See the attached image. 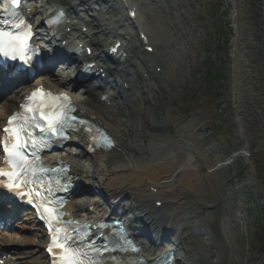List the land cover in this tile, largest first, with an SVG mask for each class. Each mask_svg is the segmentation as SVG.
<instances>
[{
    "label": "bare ground",
    "instance_id": "1",
    "mask_svg": "<svg viewBox=\"0 0 264 264\" xmlns=\"http://www.w3.org/2000/svg\"><path fill=\"white\" fill-rule=\"evenodd\" d=\"M72 1L45 0L43 15L48 9L59 8L62 12H65L68 19L70 17L72 21H78V23L62 24L59 27L56 36L60 37V39L57 43L50 46V51L55 54L53 56H60L54 50L55 46L58 51L68 50L70 49L68 45L72 43L71 35L76 36L77 39L79 38L76 44L81 45L82 49L89 48L88 44H90L94 53L91 56L81 54L75 57L74 61L86 62L87 64L93 63L96 68L93 71L99 73V77L97 80L93 79L92 82L80 84L69 76L62 78L51 72L43 79L42 85L46 89H55L58 86L70 88L80 86L83 96L79 98V101L75 97L76 94L70 95L74 99L73 104L77 108L76 116L87 119L104 128L114 143V147L109 151L94 149L91 152V143L86 138H80L77 141L79 146L75 147L76 144L73 145L76 150L80 149L79 151L72 152L70 150L65 154L64 158H59L70 166L71 175L75 180L86 186H98L102 190L99 195L105 202V206L102 208L99 202L96 201L91 204L85 197L72 201L68 208L72 217L77 220L85 217L87 222L101 220L110 216L125 224H129V222H134L135 224V222L140 221L143 227L149 230L156 239H160L161 234H166L167 239L170 236L174 238L173 240H168V244L163 241L166 245L163 244L164 246L161 250L151 254L145 251L146 239L137 238L135 241L137 246L140 247L139 254L146 261L157 257L161 252L173 251L176 260L174 264L238 263V260H234L232 257L235 250L229 246L227 234L225 235L221 230L216 219H213L212 224L205 223L204 234L201 236L206 235V240L199 238L190 228L184 227L179 232L180 213L178 201L175 198L167 197L168 194L174 191V186L171 184L170 179L173 174H177L178 184L206 198L208 206H205L210 211L209 215H217L223 201L215 195L213 188L209 186L207 181H213V177L219 172L208 175L207 180H205L200 177L201 171L196 170L198 165L203 166L205 169L212 168L217 161L214 163L207 161L201 147L199 148L198 146L185 152L186 155L183 158L177 157L179 164L174 162L158 163L159 160L153 158V154H150L149 149L144 148L146 145L157 146L152 143L158 139H164L167 134H170V130L176 124L174 121H159L156 116L158 106L154 104L156 91L147 86L140 92L136 86V83H140V81L136 76L144 80L147 69H159L160 72L156 76L162 81L164 86L166 84L176 86L177 82L167 77L166 69L172 71L174 65L167 63L164 58H158V56L160 57V47L152 41L147 28L143 25L139 9L134 3H131V0H125L126 5L121 1V5H119L124 16L122 24L119 25V20L112 23L107 21L102 25L95 24V21L87 23L95 31V35H105L107 39H112L104 44L99 42L91 43L87 41L86 36L89 32L86 35L82 32V27L85 28L86 26L84 23H82L83 25L79 24V21L83 19L80 20V16L71 4ZM78 1L85 8L91 0ZM94 1L98 3L106 0ZM164 1L166 0H149V4L154 13L158 15V19H161V26L167 29L170 26V22L163 21L167 14ZM234 3V20L237 24L238 32L240 33L242 27L245 26V30L250 31L253 37L252 39H238L236 44L237 48H239L238 43L242 42L240 46L246 47L245 49L249 53L247 58H250L252 63L244 64L246 59L244 62L239 61L237 80L238 92L240 93L241 87H246L249 84L248 81H251L248 80L250 74L256 73L254 71L256 70V64L260 66V55L261 53L264 54V0H234ZM133 7L136 10L135 17L132 20L128 17V13L133 12L131 9ZM31 13L38 15L36 10H31ZM134 22L136 23L134 24ZM100 27H104V29L100 30ZM67 29H69L71 35L66 32ZM131 30L134 31L135 39L133 42L128 43L127 40L122 38L121 32L125 33L126 36H131ZM47 39L50 38L47 37ZM121 39L124 40V43L121 42ZM147 47L152 48L151 53L142 50V48L146 49ZM113 48H117V52H121L122 55L117 58L111 57L113 59L111 65L115 66L113 70H108L109 67L104 69L102 66L108 63L105 60H111L108 58L109 56H106V51ZM131 49H139L140 56H144L147 59L133 57ZM100 50H102L100 54L96 53ZM252 52L256 55L255 59H252ZM100 74L104 75L103 79ZM113 74L116 75V78L111 83L109 77ZM252 77L254 80L253 84L258 85L257 89L261 95L259 104L253 106L251 105L252 103H246L244 99L242 101V98H239V100L235 98L234 106L240 135L245 142L241 152L247 155V158H245L247 168L250 170L255 184L258 185L264 195V75L259 73V75H252ZM28 88L31 87L26 81L21 83L18 81L16 84L6 83L3 89L0 90V126L1 121L16 108V104L21 100ZM102 96H106V100L101 101L100 98ZM139 104L148 106L151 120L147 118V113L142 114L137 110L135 112L131 111L133 107ZM133 117H135V120L130 122ZM135 134H138V140L135 138ZM194 151L196 154H194ZM60 152H64V149ZM171 153L174 152L171 151ZM50 158H47V162L55 165V159L49 160ZM174 158L176 159V156ZM82 159L87 161L98 160L101 165L92 163L85 166L81 162ZM219 170L220 168L217 171ZM219 186L221 187V184H218ZM85 191L92 193L90 187L85 188ZM177 210L178 212H176ZM0 212H4L7 215L12 214L5 206L0 207ZM167 214L170 215L166 216ZM168 221H173L175 226L167 227ZM35 232L37 241L34 240L32 243L31 240V244L41 251L42 247L44 248L43 233L38 228H35ZM136 233L139 234V230ZM11 238L10 236H5V239H0V259L1 256L8 254L10 251L12 252L15 247L27 244L25 243L27 240L23 241L24 244L11 242L16 239L13 237L11 241L8 240ZM165 239L166 237L163 240ZM211 250H216V254L214 255ZM40 251H33L35 257L32 262L34 264H47L45 255L43 252L40 253ZM212 258H215L216 261L214 262Z\"/></svg>",
    "mask_w": 264,
    "mask_h": 264
},
{
    "label": "rangeland",
    "instance_id": "2",
    "mask_svg": "<svg viewBox=\"0 0 264 264\" xmlns=\"http://www.w3.org/2000/svg\"><path fill=\"white\" fill-rule=\"evenodd\" d=\"M36 2L34 3L37 7L36 11L42 12L40 6L43 5L44 0H36ZM131 3L139 9L142 23L152 37V41L160 47L158 58H164L167 63L174 65L172 71L165 67L167 77L177 82L176 86L169 84L164 86L156 76L159 69H147L144 80L136 76L140 81L136 83L140 92L147 86L156 91L154 104L158 106L156 116L159 121H174L176 124L164 139L152 143L157 146L146 145L144 148L149 149L153 158L159 160L158 163L179 164L177 157L183 158L186 155L182 146H187L189 151L199 146L207 161L213 163L217 161L212 168L205 169L199 165L196 168L197 171H201L200 177L205 180L208 175L219 172L215 174L213 181H207L215 195L223 201L217 215L210 216V211L206 208L208 206L206 198L183 188L178 184L177 174L172 175L170 181L174 191L167 197L178 201L179 232L184 227L190 228L199 238L206 240V235L201 236L204 234L205 223L212 224L213 219H216L221 230L225 235L227 234L229 246L235 250L232 256L234 260H238L235 264H264V195L247 168L245 161L247 155L241 152L245 142L240 135L234 106L235 98L237 100L242 98V101L244 99L253 106L259 104L261 95L257 89L258 85L253 84L252 75L259 73L264 75V54L260 55V66L256 64L254 70L256 73L253 72L248 78L251 81H248L246 87H241L239 93L237 80L239 61L244 62L246 59L244 64L252 63L251 59L247 58L249 53L246 47L240 46L242 42L238 43L239 48H237V40L253 37L250 31L245 30V26L240 33L238 32L234 20V0H166L164 5L167 14L163 21L170 22L167 29L161 26V19H158V15L154 13L149 0H131ZM71 4L80 16V20L83 19L79 23H84L86 26L83 30L89 32L86 36L87 41L91 43L104 44L111 39H107L105 35H95V31L87 23L95 21V24L102 25L107 21L112 23L119 20V25L122 24L124 16L123 11L119 9L118 0L98 3L91 0L85 8L78 0H73ZM103 29L104 27H100V30ZM134 39V31L131 30V36H126V40L129 43ZM101 51L96 53L100 54ZM131 54L135 58L147 59L140 56L139 49H131ZM255 57L252 52V59ZM106 67H109V70L115 68L110 63L104 66ZM54 73L60 77L71 76L68 70L63 71L60 67L54 68ZM111 76L109 81L112 83L116 75ZM33 84H36V81ZM75 97L79 101L80 94ZM135 110L142 114L147 113V118L152 119L148 106L139 104L131 109L132 112ZM134 120L135 117L131 118L130 122ZM134 136L138 140V134ZM70 150L77 152L80 149L71 147ZM81 162L85 166L92 163L101 165L98 160L82 159ZM219 168L220 170L217 171ZM218 184H221V187H218ZM90 190L97 195L102 191L95 185H90ZM95 200L104 208L105 202L99 196H95ZM92 201L91 199L89 202L92 204ZM168 215L170 214L166 216ZM168 222L167 227L175 226L173 221ZM161 226L164 228L163 225ZM33 228L28 217L20 215L7 231L0 230V239L10 236L12 238L8 240L11 241L14 237L16 239L11 242L19 244H24L23 241L27 240L25 241L27 244L15 247L12 252L3 256L0 264H34L33 251L40 250L31 244V240L32 243L34 240L37 241ZM169 239L174 238L170 236ZM211 252L216 254V250ZM212 260L216 261L215 258Z\"/></svg>",
    "mask_w": 264,
    "mask_h": 264
},
{
    "label": "snow or ice",
    "instance_id": "3",
    "mask_svg": "<svg viewBox=\"0 0 264 264\" xmlns=\"http://www.w3.org/2000/svg\"><path fill=\"white\" fill-rule=\"evenodd\" d=\"M20 0H12L13 4H18ZM62 19V17H58ZM23 21H20L15 25L14 31H0V54L4 56L8 55L5 51L6 48L13 51L12 59H15V53H23L25 47V40L20 35V28ZM41 96L43 98H52L50 94L43 93L42 89H38L33 92L28 100ZM52 99H66V98H52ZM27 111L31 113V117L25 119L20 123H15L18 119L16 116H12L8 120V127L3 132L6 134L7 139L0 142V147L3 149L5 155V163L10 166L9 171L0 170V177H8L12 180V184L9 187L19 188L21 183L26 180V166L28 164L27 152L29 147H36V137L32 131L33 128L38 129L40 132L47 131L51 136L61 135L62 129L65 127L68 121L67 108L60 110L58 106H45L43 101L38 109L28 108ZM37 111L39 117L37 119ZM43 123H40V122ZM18 169V171H17ZM32 176H36L35 169L32 171ZM40 194V190L37 189V195ZM44 211L48 214L51 220L57 219V214L54 209L45 207ZM50 233L52 235V244L58 248L61 252L60 264H94V260L90 258L89 253L81 251L77 248H73L69 243V237L67 231L60 227H52L50 223L48 225ZM63 232V237L61 233ZM52 251V247H49V252ZM92 251L98 254H103L107 249H92Z\"/></svg>",
    "mask_w": 264,
    "mask_h": 264
},
{
    "label": "water",
    "instance_id": "4",
    "mask_svg": "<svg viewBox=\"0 0 264 264\" xmlns=\"http://www.w3.org/2000/svg\"><path fill=\"white\" fill-rule=\"evenodd\" d=\"M184 150H185V151H187V149H186V148H184Z\"/></svg>",
    "mask_w": 264,
    "mask_h": 264
},
{
    "label": "trees",
    "instance_id": "5",
    "mask_svg": "<svg viewBox=\"0 0 264 264\" xmlns=\"http://www.w3.org/2000/svg\"><path fill=\"white\" fill-rule=\"evenodd\" d=\"M210 76V75H209Z\"/></svg>",
    "mask_w": 264,
    "mask_h": 264
}]
</instances>
